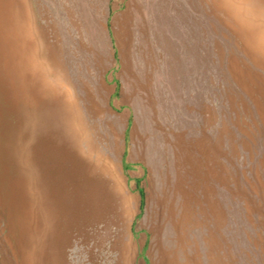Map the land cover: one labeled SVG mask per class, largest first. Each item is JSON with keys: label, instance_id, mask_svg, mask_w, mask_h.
<instances>
[{"label": "rangeland", "instance_id": "374dc122", "mask_svg": "<svg viewBox=\"0 0 264 264\" xmlns=\"http://www.w3.org/2000/svg\"><path fill=\"white\" fill-rule=\"evenodd\" d=\"M0 264H264V0H0Z\"/></svg>", "mask_w": 264, "mask_h": 264}, {"label": "bare ground", "instance_id": "6f19581e", "mask_svg": "<svg viewBox=\"0 0 264 264\" xmlns=\"http://www.w3.org/2000/svg\"><path fill=\"white\" fill-rule=\"evenodd\" d=\"M136 7V6H135ZM140 8V7H139ZM164 10H165V8H164ZM167 11V10H166ZM163 12V11H162ZM164 13V12H163ZM237 13V12H236ZM141 14H143V13H141ZM141 14H139V15H141ZM164 15H165V13H164ZM235 16V15H234ZM163 17V16H162ZM141 18V17H140ZM168 19V18H167ZM164 20H166V18L164 19ZM172 23V22H171ZM162 25L163 24H161V27H162ZM153 26V25H152ZM157 26V25H156ZM154 28V27H153ZM169 30V29H168ZM159 31V30H158ZM167 31V30H166ZM155 32V31H154ZM159 32H161V31H159ZM167 33V32H166ZM186 42V41H185ZM167 45V44H166ZM165 47V46H164ZM147 48H148V46H147ZM151 49V48H150ZM150 49H149V51H150ZM172 49V48H171ZM168 51H170V50H168ZM153 72V71H152ZM148 74V73H147ZM171 153V152H170ZM171 159H172V157H171Z\"/></svg>", "mask_w": 264, "mask_h": 264}]
</instances>
